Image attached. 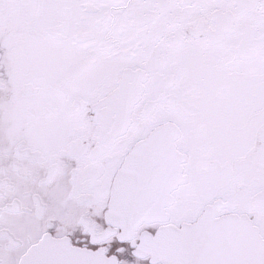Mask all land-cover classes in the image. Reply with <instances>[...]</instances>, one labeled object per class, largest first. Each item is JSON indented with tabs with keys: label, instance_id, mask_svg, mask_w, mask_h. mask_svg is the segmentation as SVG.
<instances>
[{
	"label": "snow or ice",
	"instance_id": "obj_1",
	"mask_svg": "<svg viewBox=\"0 0 264 264\" xmlns=\"http://www.w3.org/2000/svg\"><path fill=\"white\" fill-rule=\"evenodd\" d=\"M0 264H264V0H0Z\"/></svg>",
	"mask_w": 264,
	"mask_h": 264
}]
</instances>
